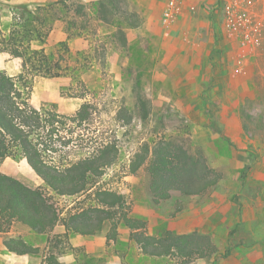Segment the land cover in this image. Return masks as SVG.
Here are the masks:
<instances>
[{
    "label": "rangeland",
    "instance_id": "1",
    "mask_svg": "<svg viewBox=\"0 0 264 264\" xmlns=\"http://www.w3.org/2000/svg\"><path fill=\"white\" fill-rule=\"evenodd\" d=\"M20 1L0 0L5 34L13 24L12 7ZM85 4L91 13L92 5ZM68 5L72 18L78 3L68 0ZM184 9L185 5L174 23L166 24L171 27L167 47L147 33L136 46H128L124 29L137 26L141 18L129 15L126 4L127 17H111V24L122 31L106 42L105 23H88L75 16L78 29L74 34L90 36L87 49L75 52L63 44L46 52L68 74L35 77L31 103L37 109L54 105L65 116L74 115L85 102L98 106L94 127L103 131L105 142L116 138L120 145L119 161L102 182L127 195L131 216L145 220L150 235L210 236L219 254L193 264H264V0H214L213 4L205 0L190 8L195 13L192 20L206 26L202 32L205 47L197 52L188 51L186 39L194 28L192 23L180 24ZM84 23L86 28L81 26ZM176 25L179 29L174 33ZM107 43L124 52H105ZM8 55L15 65L7 73L17 77L23 61ZM163 137L194 153L202 151L221 174L219 185L204 196L154 205L147 172L125 173L143 145ZM1 171L29 187L43 185L26 159L9 158ZM59 201L72 203L71 199ZM120 232L121 239L129 238L126 227ZM133 244L115 243L105 259L68 254L71 259L77 256L81 264H174L166 258H141ZM125 252H132L128 259L113 260L114 253Z\"/></svg>",
    "mask_w": 264,
    "mask_h": 264
},
{
    "label": "trees",
    "instance_id": "2",
    "mask_svg": "<svg viewBox=\"0 0 264 264\" xmlns=\"http://www.w3.org/2000/svg\"><path fill=\"white\" fill-rule=\"evenodd\" d=\"M82 1L73 3H78L75 16L85 22L109 23L111 17L128 15L123 10L126 0H102L92 5L91 13H87ZM12 8L13 24L8 34L0 24V52L21 59L23 71L17 77L0 71V233H9L13 226L21 225L38 235H50L57 226L64 227L65 234L48 240L42 264H61L60 258L68 252L88 258L83 249L73 248L71 234L91 237L108 228L110 244L118 242L121 227L130 231V241L148 257L193 264L218 255V247L208 235H150L148 223L131 216L127 195L104 186L107 172L119 161L120 145L116 138L105 142L103 131L94 127L99 109L96 104L85 102L72 116L62 115L54 105L40 109L32 105L35 77L60 78L68 74L44 48L36 47L46 44L58 20L78 28L75 16L70 18L68 0ZM59 12L61 17L57 16ZM81 26L86 28L88 24ZM9 158L26 159L43 185L32 188L4 174L1 166ZM143 170L149 176L152 202L157 206L172 199L204 196L222 179L202 151L194 153L164 137L152 145H143L125 175L137 176ZM242 180L244 185L245 177ZM60 199H71L72 203L60 204ZM5 247L19 256L43 252L23 238L7 239Z\"/></svg>",
    "mask_w": 264,
    "mask_h": 264
},
{
    "label": "crops",
    "instance_id": "3",
    "mask_svg": "<svg viewBox=\"0 0 264 264\" xmlns=\"http://www.w3.org/2000/svg\"><path fill=\"white\" fill-rule=\"evenodd\" d=\"M22 1V2H21ZM19 4H28L31 6H45L49 0H21ZM85 3L93 5L97 4L102 0H84ZM209 4H213L214 0H206ZM205 0H184V13L180 18V24H184V26H190V23L193 25L192 35L189 36L188 43V51L193 50V52H197L198 50H202L205 45L203 43L202 32L203 28L206 26L203 25L202 22L197 20H192L195 13L190 12V8L193 6L197 7L201 3L204 4ZM84 3V4H85ZM168 0H126L125 4L127 6V11L129 15H135L141 18L140 23L138 22L137 26L133 25L124 29V33L127 40V44L129 47L136 46L137 42L142 39V36L147 33L156 38V40L162 42V45L167 47L169 44L167 39L168 32L171 27H168L164 23L163 12L167 6ZM198 10V9H197ZM133 13V14H132ZM163 21V23H162ZM179 22V21H178ZM164 24V25H163ZM196 25V27L194 26ZM196 28V29H195ZM78 28H70L68 22L65 20L56 21L47 43L44 46H36L37 48H44L45 52H51V49L56 46H61L63 44H68L73 51L75 52H83L87 49L88 38L90 36L87 33L74 34ZM118 25H112L111 22H105V42L110 38L114 39L116 33L118 31ZM179 29V25L173 27L174 33ZM71 35H73L71 37ZM105 52H124V50L119 47H114V45H109L108 43L105 45ZM0 71L9 72L10 68L15 65V60L12 57H9L7 53H0ZM19 62H17V66ZM12 77L16 76L11 75ZM23 228L22 232H16L15 227ZM13 226L12 230L9 233H0V264H42L44 260V250L47 247V243L49 239H53L56 235H63L66 233V229L62 226H57L52 234L50 235H38L36 233L31 232L26 227L21 225ZM107 235V234H106ZM103 233L97 236H80L76 234L70 235V243L73 248L83 249L88 258H100L105 259V255L110 250L111 246L115 243H108L107 237ZM121 237V232H120ZM119 237L118 242L124 243L127 246L132 242L129 238L123 237L122 239ZM11 238H23L28 244L35 248L42 249V253L37 255H25L19 256L12 254L5 247V240ZM133 243V242H132ZM135 244V243H134ZM133 244V245H134ZM133 249L135 253L141 258L148 259H160L145 256L139 247L135 244ZM132 250V249H131ZM130 250V251H131ZM130 253L125 252L122 255L120 253H114L113 260L119 259L117 257H124V259H128L130 257ZM252 256V255H251ZM125 259V260H126ZM61 264H81L77 262V256L74 259H71V255L64 254L60 258ZM227 264H234L228 262ZM235 264H240V262H236Z\"/></svg>",
    "mask_w": 264,
    "mask_h": 264
},
{
    "label": "built area",
    "instance_id": "4",
    "mask_svg": "<svg viewBox=\"0 0 264 264\" xmlns=\"http://www.w3.org/2000/svg\"><path fill=\"white\" fill-rule=\"evenodd\" d=\"M184 0H168L167 6L164 10V23H174L182 13Z\"/></svg>",
    "mask_w": 264,
    "mask_h": 264
}]
</instances>
